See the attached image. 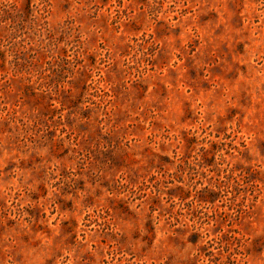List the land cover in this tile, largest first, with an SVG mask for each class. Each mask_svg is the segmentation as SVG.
Here are the masks:
<instances>
[{"label": "rangeland", "instance_id": "obj_1", "mask_svg": "<svg viewBox=\"0 0 264 264\" xmlns=\"http://www.w3.org/2000/svg\"><path fill=\"white\" fill-rule=\"evenodd\" d=\"M0 264H264V0H0Z\"/></svg>", "mask_w": 264, "mask_h": 264}]
</instances>
